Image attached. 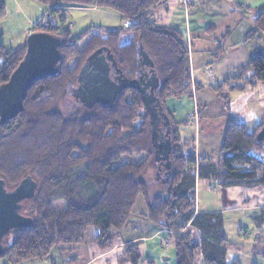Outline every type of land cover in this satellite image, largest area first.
<instances>
[{"label": "trees", "instance_id": "trees-1", "mask_svg": "<svg viewBox=\"0 0 264 264\" xmlns=\"http://www.w3.org/2000/svg\"><path fill=\"white\" fill-rule=\"evenodd\" d=\"M36 1L47 10L30 32L59 36L62 59L54 75L38 80L27 91L16 117L0 120V180L11 189L26 177L36 184L22 206L28 211L29 222L10 232L0 258L10 262L43 260L54 247L91 240L100 250H107L129 222L137 197L142 196L146 210L140 216L167 231L176 264H196L198 258L200 264H239L228 260L222 215L196 212V181L208 180L220 188H264V161L256 155L264 148V141L256 139L264 121L250 131L245 123L230 117L219 161L207 156L197 159L190 142L180 137L171 114L162 106L167 98L191 95L187 42L176 30L151 20L152 11L167 0ZM4 4L0 0V18L5 15ZM70 6L114 11L129 24L118 30L88 27L72 34L62 29L67 9L61 7ZM96 29L100 32L78 50L77 44ZM123 32L129 39L120 43ZM257 35L263 49L239 68L236 78L225 83L232 90L243 91L264 81V10L254 17L245 40ZM25 51L26 43L15 50L0 44V85L9 79ZM108 56L112 77L136 84L121 87L110 102L98 101L91 107L78 102L81 107L62 114L57 100L68 88L77 86L85 64L95 57L105 60L108 67ZM75 57L74 66L68 68L66 62ZM149 67L153 75H149ZM152 77L157 81L153 97L142 86ZM147 95L158 103L168 122L169 153L164 161L168 169L160 170V162L153 158ZM152 163L156 175L153 182L158 184L153 187L145 178ZM60 203L62 208L57 210L55 206ZM254 221L258 226L264 223V207ZM124 255L130 264H153L145 262L132 244L126 245Z\"/></svg>", "mask_w": 264, "mask_h": 264}, {"label": "crops", "instance_id": "crops-1", "mask_svg": "<svg viewBox=\"0 0 264 264\" xmlns=\"http://www.w3.org/2000/svg\"><path fill=\"white\" fill-rule=\"evenodd\" d=\"M61 8L89 11L95 16L88 23L90 27L118 30L128 23L120 14L97 7ZM261 10H264V0H167L164 6L152 11V21L176 30L187 42L189 75L196 87L193 92L190 87L191 95L167 98L162 106L171 114L180 137L190 142L197 159L207 156L213 162L219 161L220 144L230 117L245 123L250 131L264 121V81L243 91L232 90L225 84L236 78L239 68L253 54L263 49L259 35L245 40L254 17ZM109 24L110 29H107ZM122 36L124 42L129 39L125 32ZM148 70L149 75H153L152 68ZM263 154L264 148L256 153L262 161ZM200 183L206 188L212 184L208 180H197L195 200ZM221 189L226 197L223 205L203 188L204 196L202 202H196V212L220 213L224 224L226 218H249L255 222L254 218L264 207V188L233 186ZM145 210L143 199H139L129 222L107 250H100L91 240L77 246L54 247L48 259L10 262L3 258L1 264H130L124 255L127 244L134 245L145 262L176 264L173 245L168 242L164 246L167 233L140 216ZM261 226H258L259 233L263 230Z\"/></svg>", "mask_w": 264, "mask_h": 264}, {"label": "water", "instance_id": "water-1", "mask_svg": "<svg viewBox=\"0 0 264 264\" xmlns=\"http://www.w3.org/2000/svg\"><path fill=\"white\" fill-rule=\"evenodd\" d=\"M25 43L26 51L22 60L16 69L11 73L9 79L0 85L1 121L12 119L20 113L22 110V102L27 91L38 80L54 75L57 71L58 63L62 59L60 51L62 40L59 36L46 32H30ZM106 55H109L108 51H106ZM102 61L105 64V60ZM101 65L102 64L99 63V58L92 57L82 68L77 78V82H79L80 85L73 90L74 92H77V95L82 93L83 98H81V102L83 104L88 102L85 105L90 107L98 101H112L121 87L126 84H136L137 82H126L121 78H117V81H114L118 84L117 90L111 95L110 99L105 100L103 98H95L92 94L93 89L97 88V84L94 82L91 83V79H96V72L100 71L99 68ZM90 67L94 68L93 72L88 70ZM142 86H144L143 89L145 92L153 97V90L150 93V91H146V88L148 86L153 89L157 88V81L154 77H152L147 81V84H143ZM150 96H146V102L151 110V142L153 143V147L155 149L154 158L159 161L160 164H164L165 169H168L169 165L164 163V161L168 158L169 139H163L161 136L162 129H159L158 126L161 123L162 127H166V131L168 132V122L162 115V111L158 106V103H156L153 98L151 99ZM256 139L258 141H264V126H262V128L258 131ZM162 142H165V145L167 146L168 153L166 155L160 153V147L164 145ZM35 187L36 184L30 179V177H26L18 187L12 190H7L4 187V183L0 180V256H2L5 252V241L10 232L16 228L26 225L29 222L27 217L20 214L22 207L21 201L32 196Z\"/></svg>", "mask_w": 264, "mask_h": 264}, {"label": "rangeland", "instance_id": "rangeland-1", "mask_svg": "<svg viewBox=\"0 0 264 264\" xmlns=\"http://www.w3.org/2000/svg\"><path fill=\"white\" fill-rule=\"evenodd\" d=\"M4 3L5 15L0 18V44L6 50H15L24 45V43L26 42V38L30 32V28L43 20L46 13V7L36 0H4ZM64 14L66 17V22L63 25L62 29H69L72 34H78L84 29L90 27L91 25L88 23L89 21H92L91 19L93 17H95L89 11L85 12L80 9H68L66 12H64ZM128 24L126 23L123 27L127 28ZM107 29H110V24L107 26ZM99 32L100 31L97 29L92 30L88 38L77 44L78 50H81L83 48L87 40L92 35ZM120 43H125L124 36L120 38ZM76 60V57L68 60L66 62V66L68 68H72ZM99 63L102 64L99 68L100 71L98 75L95 76V80L91 79V83L94 82L97 84V88L93 89L92 95L95 98L98 97L108 100L110 99L111 95L117 90L118 84L114 82L117 80V78L112 77V74L109 72V70H107L105 64L101 59H99ZM88 70L90 72H93L94 68L90 67ZM190 87L191 92H193L196 87L192 82L191 77ZM75 88V86L72 88H68V90L65 91V93L57 100L56 107L64 115H67L69 112H71V110L75 106L78 108L81 107V105H79L78 103L81 102V100L74 96L72 91ZM140 113L143 114V109L140 110ZM139 122L140 118L136 120V124H138ZM158 126L159 129L162 128L161 123ZM162 144L164 145H160V153L166 155L168 153L167 146L165 145V142H162ZM261 157L264 158V154ZM126 158L127 157H123L122 160H125ZM138 159L139 157H133L134 161H138ZM145 178L148 180L149 184H151V187L158 186L157 183L153 182L156 178L155 166L153 165V163L149 166L145 174ZM211 186V189H209L204 187V185L200 183L199 188L201 189L200 191H198L199 189L196 191V202H202V198L204 195L201 190L204 188L205 190L207 189L209 190V192H211V196H215L219 200L220 206L223 205L226 197L224 196L223 192H221L222 189L217 187L215 184H211ZM138 198L143 199L144 201V198L142 196L137 197L134 207L139 200ZM23 204L21 205L23 206ZM55 207L57 210L61 209L62 203L56 205ZM20 214L27 217L28 211H24L22 207ZM261 225V227L263 228V233H259L258 224L256 222L252 223L249 218H247V220H238L234 218L225 219L224 229L226 235L225 237L229 243L227 255L229 261L237 260L239 264H264V223ZM90 233H92V230H90ZM168 242V240H165V243L163 242L164 246H167ZM3 260V258H0V264L4 262ZM200 263L201 261L198 258L196 260V264Z\"/></svg>", "mask_w": 264, "mask_h": 264}, {"label": "flooded vegetation", "instance_id": "flooded-vegetation-1", "mask_svg": "<svg viewBox=\"0 0 264 264\" xmlns=\"http://www.w3.org/2000/svg\"><path fill=\"white\" fill-rule=\"evenodd\" d=\"M108 57H109V56H108ZM108 57H107V59H106V62H107V64H108V67H109L108 70H109V72H110V71H111V68H110V60H111V58H108ZM105 58H106V57H105ZM106 66H107V65H106ZM108 67H107V68H108ZM110 73H111V72H110ZM111 74H112V73H111ZM79 85H80V83L78 82L76 88H77ZM73 90H74V89H73ZM73 90H72V91H73ZM152 90H153L152 87H150V88L148 89V91H150V93L152 92ZM76 93H77V92H74V91H73L74 96H76L77 98H79V99L81 100V98H83V97H82V93H79V95H77ZM84 100H85V99H84ZM85 102H86V100H85ZM86 103H88V102H86ZM86 103H85V104H86ZM161 129H162V131H161V136L163 137V139H168V138H167V133H168V132L166 131V130H167L166 127H162ZM163 167H165L164 164H160V165H159V169H160V170H161ZM160 170H159V171H160ZM4 187H5L7 190H12L10 187H6L5 185H4ZM27 188H28V187H27ZM24 200H27V198L23 199V200L21 201V204H23ZM21 206H22V205H21ZM21 208H22V207H21ZM20 211H21V210H20Z\"/></svg>", "mask_w": 264, "mask_h": 264}, {"label": "built area", "instance_id": "built-area-1", "mask_svg": "<svg viewBox=\"0 0 264 264\" xmlns=\"http://www.w3.org/2000/svg\"><path fill=\"white\" fill-rule=\"evenodd\" d=\"M128 24V23H127ZM209 189H211V186L208 187Z\"/></svg>", "mask_w": 264, "mask_h": 264}, {"label": "bare ground", "instance_id": "bare-ground-1", "mask_svg": "<svg viewBox=\"0 0 264 264\" xmlns=\"http://www.w3.org/2000/svg\"><path fill=\"white\" fill-rule=\"evenodd\" d=\"M117 81V80H116Z\"/></svg>", "mask_w": 264, "mask_h": 264}]
</instances>
